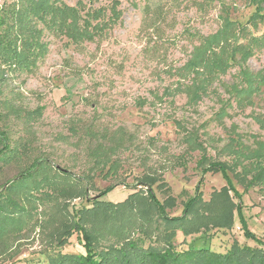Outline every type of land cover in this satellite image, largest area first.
I'll return each instance as SVG.
<instances>
[{"label":"rangeland","instance_id":"374dc122","mask_svg":"<svg viewBox=\"0 0 264 264\" xmlns=\"http://www.w3.org/2000/svg\"><path fill=\"white\" fill-rule=\"evenodd\" d=\"M82 1L89 9L110 7L113 0ZM118 2L122 19L107 34L76 45L45 32L50 50L32 71H0V149L7 142L17 153L0 162V188L40 160L48 163L28 187L10 193L24 210L0 236V264H42L58 250L78 252L76 235L63 247L56 238L72 207L91 206L87 196L120 201L139 189L147 193V185L139 183L146 177L164 181L155 189L162 200L177 197L171 215L198 192L209 200L231 182L239 191L230 192L237 205L232 229L211 227L185 242L178 232V248L227 251L235 239L242 245L264 243V185L245 186L230 169L202 171L204 151L189 142L191 136L210 159L227 162L234 148H255L264 140V87L243 107L228 103L232 84L239 85L235 65L190 104L182 89L190 79L180 74L198 34L219 29L224 3L242 22L254 7L248 0ZM253 30L264 33V21ZM246 65L253 72L262 69L264 49ZM223 106L227 114L220 116ZM110 186L113 190L100 195Z\"/></svg>","mask_w":264,"mask_h":264},{"label":"trees","instance_id":"16d2710c","mask_svg":"<svg viewBox=\"0 0 264 264\" xmlns=\"http://www.w3.org/2000/svg\"><path fill=\"white\" fill-rule=\"evenodd\" d=\"M248 3L254 10L246 22L234 19L230 6L224 3L219 13V29L208 35L198 34L189 60L180 68L181 76L190 79L182 88L188 103L197 104L209 92L213 81L235 65L240 66L239 85L232 84L228 103L235 100L243 107L264 87V67L253 72L246 65L256 50L264 49V33L253 30L264 21V0H248ZM121 19L118 0H113L110 7L89 9L82 0L77 5L65 0H4L0 6V71L6 68L32 71L50 50L45 32L66 36L71 43L79 45L107 34ZM221 109L220 116L227 114L225 106ZM189 142L204 151L200 160L202 171L230 169L245 186L264 185V140L256 141L255 148H234L232 162L212 160L191 136ZM6 143L0 149V162L5 163L17 154ZM47 164L40 160L4 189L0 188V236L9 231L6 223H15L19 218L14 216L24 210L10 193L28 187V181L34 180ZM163 182L159 178H143L139 183L147 185V193L139 189L120 201L87 196L91 206L72 207L70 220L64 222L56 236L58 245L63 247L76 235L80 250L47 254L42 264H264V243L242 245L235 239L227 251L206 245L181 249L176 243L178 232L185 236L182 241L185 242L190 234L211 227L232 229L237 205L230 192L239 193L232 182L214 192L209 200L198 192L182 204L181 213L173 215L169 208L175 206L177 197L173 194L162 200L155 192ZM113 188H105L100 195L108 194ZM17 227L23 230L22 223ZM106 236L113 241L104 243Z\"/></svg>","mask_w":264,"mask_h":264}]
</instances>
